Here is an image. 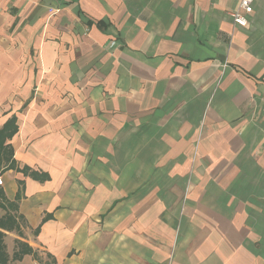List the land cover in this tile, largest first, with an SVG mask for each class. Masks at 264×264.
Listing matches in <instances>:
<instances>
[{
  "label": "crops",
  "instance_id": "crops-1",
  "mask_svg": "<svg viewBox=\"0 0 264 264\" xmlns=\"http://www.w3.org/2000/svg\"><path fill=\"white\" fill-rule=\"evenodd\" d=\"M238 2L0 0L10 264H264V0Z\"/></svg>",
  "mask_w": 264,
  "mask_h": 264
},
{
  "label": "trees",
  "instance_id": "trees-1",
  "mask_svg": "<svg viewBox=\"0 0 264 264\" xmlns=\"http://www.w3.org/2000/svg\"><path fill=\"white\" fill-rule=\"evenodd\" d=\"M17 128L15 116H12L0 127V171L13 166V162H11L12 150L5 141L12 137ZM18 198L19 195H16L15 200L10 201L4 196L0 188V208L5 210L4 214L0 215V229L19 231L18 222L12 213V210L17 208L16 201ZM3 236L4 233L0 230V264H7L10 259L5 251ZM18 246V249L14 250L11 260H19L24 254L31 252V248L24 242L19 241ZM51 262H54V260L52 259Z\"/></svg>",
  "mask_w": 264,
  "mask_h": 264
},
{
  "label": "built area",
  "instance_id": "built-area-1",
  "mask_svg": "<svg viewBox=\"0 0 264 264\" xmlns=\"http://www.w3.org/2000/svg\"><path fill=\"white\" fill-rule=\"evenodd\" d=\"M253 4L254 0H239L237 6L229 12L234 25L245 26L248 24V18L254 11ZM111 44H114V42H111ZM0 184H2L1 175Z\"/></svg>",
  "mask_w": 264,
  "mask_h": 264
},
{
  "label": "rangeland",
  "instance_id": "rangeland-1",
  "mask_svg": "<svg viewBox=\"0 0 264 264\" xmlns=\"http://www.w3.org/2000/svg\"><path fill=\"white\" fill-rule=\"evenodd\" d=\"M15 231H16V230H15ZM6 253H7V252H6ZM7 256H8V258L10 259V260L8 261L7 264H10L11 261H14V260H11L12 255H11V257H10L9 254L7 253Z\"/></svg>",
  "mask_w": 264,
  "mask_h": 264
}]
</instances>
